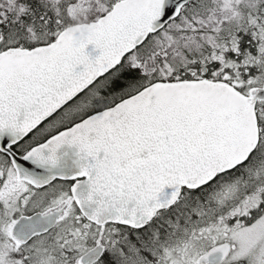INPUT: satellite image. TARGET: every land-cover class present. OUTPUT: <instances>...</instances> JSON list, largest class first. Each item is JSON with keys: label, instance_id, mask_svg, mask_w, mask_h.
<instances>
[{"label": "snow or ice", "instance_id": "6c2138e0", "mask_svg": "<svg viewBox=\"0 0 264 264\" xmlns=\"http://www.w3.org/2000/svg\"><path fill=\"white\" fill-rule=\"evenodd\" d=\"M0 264H264V0H0Z\"/></svg>", "mask_w": 264, "mask_h": 264}]
</instances>
